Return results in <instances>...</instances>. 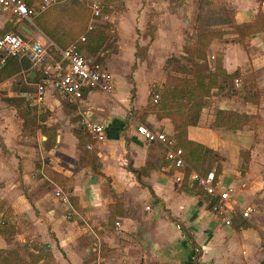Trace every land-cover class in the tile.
I'll return each instance as SVG.
<instances>
[{"label":"crops","instance_id":"1","mask_svg":"<svg viewBox=\"0 0 264 264\" xmlns=\"http://www.w3.org/2000/svg\"><path fill=\"white\" fill-rule=\"evenodd\" d=\"M140 1L133 0L137 6L132 19L129 51L121 42L120 21L117 24L118 47L124 49L123 53L134 55L138 48L146 47V57L140 59L137 56L134 86L128 90L127 78L115 74L110 92L90 90L81 99L69 101L48 90L41 102L34 98L35 103L47 107L54 102L60 104V98L65 99L67 103L77 105L79 116L86 115L104 126L105 140L90 155L98 162L96 171L91 163L80 162L81 148L73 129L68 126L61 127L55 134V156L49 155V150L35 147L29 135L18 128L16 115L7 111V105L23 101L28 95L26 89L12 93L7 90L10 87H3L8 92L0 96V227L6 223L15 232L0 231V249L17 250V258L27 261L31 255L38 254L40 264H100L101 256L92 261L88 256L94 253L98 256L101 242H104L110 250L103 259L109 264H115V261L116 264H264V0H208L220 4L222 12L216 16L212 9H206L214 15L205 12L208 15H203V19H207V25L201 33L197 31V22L202 18L198 8L202 0H147L145 6H141ZM34 2L36 0H31L30 5ZM68 4L67 0H61L52 6L44 13L49 15L40 25L21 19L27 23H19L20 31L16 33L39 42L57 57V49L73 44L86 31H91L87 30L91 24L88 18L83 22L75 21L74 8L73 13L60 15L59 11L66 9ZM150 6L153 14L147 19L152 25V34L145 36L146 24L142 23L141 17ZM87 8L91 13L88 4ZM224 11L229 17H225ZM7 13H0V29L6 22L11 24L8 23L9 15L14 18ZM244 24L249 26L243 28ZM92 25L96 30L95 24ZM204 32H215L206 46L205 59L209 66L213 67L218 61L226 73L237 71L238 75L233 79V91L226 85L212 91L211 101L200 112L197 124L187 127L186 139L213 150L220 157L222 168L218 178L228 189L230 205L234 207L230 225H225L211 211L204 193L190 189L187 184H176L174 168L166 159L165 148L160 143L146 141L136 131L138 124H144L174 137L171 118L159 117L155 111L147 109L148 95L152 87L164 84L166 60L171 56H186L183 51L186 39L198 44L199 35ZM193 34H196V41ZM88 45L79 44L81 53L92 64L106 69L98 58L91 57L101 56L103 52L95 50L88 54ZM10 56L25 57L6 55L4 58ZM4 61L1 62L0 55V64ZM153 70L158 71L157 77L147 75ZM139 71L145 73L147 81L145 98L140 106L136 104ZM27 76L29 82L25 80V83L30 86L36 83L32 80L35 77L38 81V73L30 66ZM118 77L127 88L119 97L113 91ZM249 77L250 84L246 82ZM218 82L221 83L220 76ZM252 84V92L247 93L245 89ZM92 94L95 96L89 99ZM101 94H104L103 98ZM218 110L247 115L252 124H247L248 121L239 129L215 127L213 123ZM43 137L46 141L50 135ZM157 150L162 154L158 156ZM245 152L248 153L247 160ZM158 157L161 163L156 165L154 161ZM244 162L248 169L242 174L238 167ZM148 163L151 169L145 174L140 171L139 178L128 169V164L140 170ZM252 168L257 170V180L249 176ZM56 181L68 184L70 189L65 190ZM105 182L110 183L115 198L110 193L105 195ZM48 184L53 188L52 192ZM56 187L67 194L68 203H62L55 196ZM70 196L76 198L82 211L70 201ZM113 199L120 202V213L114 221L116 232L103 226L96 227L101 219L96 215L100 214L106 221L110 212V206L104 200L112 202ZM245 208L250 209L248 218H243L240 213ZM80 235L95 242L92 246H81ZM128 238L130 242H126ZM117 250L120 254L114 261L111 255ZM47 251L52 258L47 257Z\"/></svg>","mask_w":264,"mask_h":264},{"label":"rangeland","instance_id":"2","mask_svg":"<svg viewBox=\"0 0 264 264\" xmlns=\"http://www.w3.org/2000/svg\"><path fill=\"white\" fill-rule=\"evenodd\" d=\"M61 1V0H53L52 5H50L47 9L40 11L37 16L35 18H33V23H37L40 25V23H42V20L44 21L47 16L44 13H46L50 8H52V6L57 5V3ZM90 0H67V2H69L68 6L66 9H62L59 11L60 15H64L67 13H73V8L75 9V13L74 16L76 17L75 21H85L88 18V21H90L91 23L95 24L94 26L96 27V29L99 31V34L95 37V39L92 41L91 44V49L89 52L86 53H90L94 52L95 50H99L100 52H103V54L101 56H98L97 54L95 55H91V57L93 58H98L99 61H101V63H103L107 68L108 71L111 73L112 79L113 81L115 78V74L120 76V77H125L127 78V80L129 81V85H128V90L134 86V80H133V71L136 68V61L137 58L140 57V59L145 58L146 57V47H140L137 49V51L130 55H127L124 52V49H128V51L131 48L130 45V40H131V36H132V31H133V25H132V19L134 16V9L137 6V4H133V0H128L129 2H127V0H96L101 8V16L98 19H93V17L91 16V13L89 11V9L87 8V4L89 3ZM137 2H139V0H135ZM177 1V0H174ZM201 1V0H198ZM37 3V0L36 2ZM87 3V4H86ZM141 6H145L146 4H148L147 0H141L140 1ZM126 4H128V6L126 7ZM133 5V6H132ZM132 6V8H131ZM221 7L220 4L215 5L212 2H209L208 0H202V2L199 4L198 8L199 11L201 12L199 15H202L201 20H199L198 23V28L197 31H199L198 33H201L204 30V25H207V19L204 18L203 19V15H205L206 11L207 13H210L209 10L206 9H212L214 13H216V16L222 12V10H219ZM262 7V6H261ZM152 7L150 6L147 10V13H145V16L141 17V21L142 23L146 24L145 25V29H144V35H148V34H152V25H150V23L148 22L149 20L147 19L148 15L149 17L152 16L153 12H152ZM133 10V12H132ZM224 15L225 17H229L228 13L226 11H224ZM259 12L262 13V8L259 9ZM1 14H6L7 12H4L2 10H0ZM204 13V14H203ZM8 14V13H7ZM206 14V16L208 15ZM9 15V14H8ZM214 15V14H213ZM15 18V17H14ZM13 17H11L9 15V19H11L10 21H8V23L11 24H7V22L4 24V26L2 27V29H0V33L1 32H5V31H11V32H17L19 31V28L17 27V25L19 23H27L25 20H18V19H14ZM118 21H120L119 27H120V37H121V42L124 44V49L122 50L121 48L118 47L119 42V34H118ZM144 21V22H143ZM16 24V26H15ZM136 26L137 24L134 25L135 30L134 32L136 33L138 30H136ZM144 26V25H143ZM235 27V26H233ZM17 29V30H16ZM238 29V28H236ZM194 38L193 40H195V36L196 34H193ZM202 35V34H200ZM79 37V36H78ZM207 38L206 35H202V37L198 38V44L193 43V47L191 48V60H187V57H183L182 59V63L183 65L186 67L182 72H173L174 75H177L179 77H192L195 67H194V63H200V64H204L209 66V64L206 61V46H204V41ZM26 39H29L28 37H26ZM51 49V48H50ZM54 54V52H53ZM139 56V57H137ZM106 68V70H107ZM212 70H209V72H211ZM27 72H28V68H23L22 71H18V73L11 75V76H7V71L6 69H4L2 67V65L0 64V96L3 95L6 92H8L7 90H10L12 93H18L20 89H26L25 91L27 92L28 95H26L23 98V101H16V103L14 105H7L8 109L7 111L10 112V110L14 113V115H16V120L18 121V128H20V130L24 133V134H28L29 137L31 138V143L35 146V147H39V148H44V150H49V155H56L57 151L54 149L53 145H54V138H55V134L57 132H60L59 130L61 129V127H70L71 129H73V132L77 138L78 141V146L81 148V151H79L80 155V162L81 163H91L93 165V169L96 171V169L98 168V162L95 159L92 160V158L90 157V155H92V151L93 149H95L99 143L94 144L92 149H88L86 146L87 144H89L91 141V139L89 138L85 126L82 123V115H78V108L77 105H72L69 104L65 101V99L60 98L61 103L59 104L58 102H54V104L50 105L49 107L42 105V104H38L35 103L34 98H35V87H36V83L33 82L32 86L26 84L25 82H29L28 81V76H27ZM144 72L139 71L138 73V78H137V82H138V92H137V100H136V104L138 106L143 104L144 98H145V86H146V78H144ZM147 75L150 76H154L157 77L158 76V71L154 72V70L151 73H148ZM154 77H151V79H153ZM9 78V79H7ZM7 79V80H6ZM251 78H247V83L250 84L252 83ZM26 80V81H25ZM234 81L231 80L230 83H233ZM198 85L200 87H204L202 86V83L200 81H198ZM197 85V87H198ZM219 85V82L217 80V82H215V86L212 87L208 93H206L205 95L208 97V103L211 101V95H212V91L214 89H217V86ZM4 86H8L11 89H4ZM253 89V84L250 85V88L245 89L247 93H251ZM114 95L115 96H122V93H125L127 91L125 82L122 80V78H116V87L114 88ZM29 92V93H28ZM101 93H104L103 91H101ZM159 95V94H158ZM28 96V100L26 99V97ZM95 96V94H92L89 96V99H92ZM101 98L104 97V94H101L100 96ZM153 97L151 98V105L148 104V100H147V109L151 110L150 108H154V104H157L160 101V96L158 97V101L157 102H153L152 101ZM257 102V101H256ZM117 104V102L115 103ZM184 108L183 105H181L180 110ZM133 109V107L130 108V111ZM186 113V112H185ZM185 113H183L182 115H185ZM131 113H129V117ZM230 117L231 119H233L230 115H224L221 116V120L219 119L214 121V126H223L226 128H232V127H228L226 124H232L231 121L234 120H230L228 121V123H225L226 121V117ZM224 117V118H222ZM249 121V122H248ZM250 118H248L247 115H244V117H236V122L234 121L233 123L235 124V126L233 127H241L243 125H245L247 122V124L251 125L252 121L250 122ZM58 130V131H57ZM46 135H50V138H48V140L45 141V138L43 136ZM213 151V150H212ZM157 155H161L162 151L157 150L156 151ZM215 153V152H214ZM245 156V160L248 159V153L245 152L244 153ZM47 159V158H46ZM157 164L161 163V159L158 157V159L156 161H154ZM150 163V162H149ZM148 163V165H149ZM198 167L200 168V171L205 170V169H216L215 171H218V173H220L221 171V159L220 157L216 154V155H207L205 159L201 160L200 163L198 164ZM247 165L244 163H242L239 167L238 170L243 174L245 172V170H247ZM98 172V171H97ZM257 170L256 168H252L249 172V176L251 179H255L257 180ZM260 176L262 177V170L260 171ZM260 183V182H258ZM55 184V183H54ZM56 184L64 187L65 190H69L70 187L68 184H65L61 181H56ZM261 184H262V180H261ZM49 185V184H48ZM243 186V185H242ZM104 189V193L105 195H107L108 193L111 194V196L113 198L114 195L112 194V188L110 186V183L105 182L103 184ZM49 189L52 192V187L49 185ZM108 200V199H107ZM73 202L75 203V205L77 204V200L75 197H73ZM105 204L107 206H110V212L108 215H106V221L103 220V217L99 214V216L96 215V217L101 218L99 222H97L98 224L96 225V227L98 226H103L105 227L106 230L109 231H114L116 232V230L114 229L115 227V216L118 215V209L120 208V202L118 200L113 199L112 202H108L105 201ZM78 205V204H77ZM78 210L82 211V209L80 208V206L78 205ZM96 208H94L95 213L97 214V211L95 210ZM134 210V209H133ZM88 218H86L87 220ZM89 222L93 221L91 219H88ZM83 223H80V226H82ZM104 229V228H103ZM102 230V229H101ZM100 231V230H99ZM78 242L80 243L81 246H92L93 242L92 239L86 235H80V237L78 238ZM126 242H130V239H126ZM107 243V242H106ZM107 245H104V242H101V249H100V253L97 256L96 253L94 254H89L88 258L90 259V261L92 260H96L99 258V256H101V260L99 261L100 264H109L106 262V260L104 261L103 256L104 254L106 255L108 253V251L110 249H108L107 251ZM15 257L19 258V253L17 250H15ZM120 254V251L117 250V252L113 253L111 256L113 258V260L115 261V258L118 257V255ZM22 260H24L23 258H20ZM27 261V260H24ZM89 261V260H88ZM89 261V262H90ZM118 261V259H117ZM104 262V263H103ZM16 263V262H14ZM117 262L115 261V264ZM95 264V263H94Z\"/></svg>","mask_w":264,"mask_h":264},{"label":"built area","instance_id":"3","mask_svg":"<svg viewBox=\"0 0 264 264\" xmlns=\"http://www.w3.org/2000/svg\"><path fill=\"white\" fill-rule=\"evenodd\" d=\"M52 2L53 0H37V3L30 5L25 0H0V10L10 13L19 20L27 19L31 22L40 11L52 5ZM88 6L93 19L101 16V8L96 0H90ZM92 29L91 23L87 30ZM84 39L83 35L79 37L81 41ZM57 50L58 55L55 57L47 47L37 41L26 39L21 33L7 32L0 35L1 62L6 55L25 56L30 62V68L38 73L34 95L38 103L43 100L48 90L57 92L69 101L81 99L86 91L112 90L113 80L110 72L92 64L75 43ZM157 99L158 94H155L153 101L156 102ZM82 123L92 141L87 144L88 149L105 140V128L101 123L90 120L86 115L82 118ZM136 131L146 141L160 143L165 148L166 159L174 168L173 180L176 184L180 186L187 184L190 189L204 193L209 199L211 211L225 225L232 223L231 213L234 207L230 205L229 191L221 185L214 169L201 172L190 168L184 158L183 149L177 146L174 137L165 131L153 130L144 124H138ZM54 194L62 203L69 202L67 194L60 187L54 189ZM240 213L243 218H248L250 209L245 208Z\"/></svg>","mask_w":264,"mask_h":264},{"label":"trees","instance_id":"4","mask_svg":"<svg viewBox=\"0 0 264 264\" xmlns=\"http://www.w3.org/2000/svg\"><path fill=\"white\" fill-rule=\"evenodd\" d=\"M27 4L31 3V0H26ZM248 24L242 25L243 28L248 27ZM240 27V26H239ZM93 30V29H92ZM86 31L84 33V40L81 41L79 39L74 42L79 48V44H86L88 51L91 49L92 41L95 39V37L99 34V31L93 30V31ZM20 31V30H19ZM11 32V31H5L4 33ZM89 32V34H88ZM215 32H209V33H202V35L208 36V40L204 41V46H207L212 39V35ZM202 35H199L202 36ZM193 43L190 42V40L186 39V42L183 46V51L186 53L187 60H191L192 58L188 56H191V48L193 47ZM81 51V50H80ZM184 56L176 57L171 56L169 57L165 64L164 69L166 70V79L162 86H155L151 88V91L148 95V104L151 103V98L154 97L155 94H159L160 101L157 104H154V108H150L151 110L155 111V113L159 116H167L170 117L173 126H174V137L177 141V146L181 147L183 149L184 158L190 168L200 171V168L198 167V164L201 160L205 159L207 155H216L214 151L207 149L206 147L189 141L186 139V129L190 125H196L200 112L208 105V97L205 95L209 92V90L215 86V82H217L218 77H221V83L217 87L220 86H227L230 91H233V84L230 83L231 80L235 78V76L238 75V72H232V73H226L224 69L221 68L220 62L216 61L213 67L200 64V63H194V67L196 70H194V73L192 77H179L177 75H174L173 72H182L186 67L181 62ZM4 63L2 67L6 69L7 76L11 75L13 72H18L19 70L23 68H28L30 66V62L24 57L21 59H17L16 57L10 56L4 58ZM209 70H212L209 72ZM33 81H37V78L35 77L32 79ZM198 81L202 83V86L200 87L198 85ZM198 85V87H197ZM133 95V88L130 90ZM256 100V98H253ZM153 101V99H152ZM158 101V99H157ZM156 101V102H157ZM154 102V101H153ZM181 105L184 106L180 110ZM186 112V113H185ZM185 113V115H182ZM224 115H230L233 119L230 117H226L225 123H228L230 120H234L236 122V117H244V115H240L233 111H224V110H218L216 114V120L219 121L221 116ZM224 118V117H222ZM221 120V119H220ZM234 121H231L232 124H226L228 127H232L231 129H239L241 127H233L235 124ZM128 169L136 174V177L139 178V172L141 171L142 174H145L151 169V166L146 164L143 166L140 170L134 169L130 164H128ZM210 169L202 170L201 172H206ZM216 170V169H215ZM218 171H216L217 173ZM70 201L73 202V197L70 196ZM1 210V208H0ZM181 228V226L179 225ZM9 230L11 234H14L15 230L13 227L8 226L6 223L1 225L0 231L2 233H5L6 230ZM6 253V254H4ZM48 251L46 252L47 257L52 258L51 255H49ZM38 254L31 255V258L29 261H24L22 259H18L15 257V251L13 250H2L0 249V264H40ZM16 262V263H14Z\"/></svg>","mask_w":264,"mask_h":264}]
</instances>
